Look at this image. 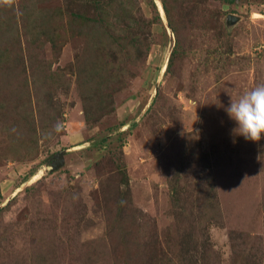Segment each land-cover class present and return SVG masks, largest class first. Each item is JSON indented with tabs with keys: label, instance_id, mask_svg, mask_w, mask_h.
Masks as SVG:
<instances>
[{
	"label": "rangeland",
	"instance_id": "obj_1",
	"mask_svg": "<svg viewBox=\"0 0 264 264\" xmlns=\"http://www.w3.org/2000/svg\"><path fill=\"white\" fill-rule=\"evenodd\" d=\"M161 2L0 0V264H264V0Z\"/></svg>",
	"mask_w": 264,
	"mask_h": 264
},
{
	"label": "clouds",
	"instance_id": "obj_2",
	"mask_svg": "<svg viewBox=\"0 0 264 264\" xmlns=\"http://www.w3.org/2000/svg\"><path fill=\"white\" fill-rule=\"evenodd\" d=\"M224 110L235 122L233 137L242 136L251 142L264 139V85L256 86L238 99L231 98Z\"/></svg>",
	"mask_w": 264,
	"mask_h": 264
},
{
	"label": "water",
	"instance_id": "obj_3",
	"mask_svg": "<svg viewBox=\"0 0 264 264\" xmlns=\"http://www.w3.org/2000/svg\"><path fill=\"white\" fill-rule=\"evenodd\" d=\"M63 164H65V158H64V152H61L56 157V161L53 164H51L52 165V171L59 169L60 167L63 166Z\"/></svg>",
	"mask_w": 264,
	"mask_h": 264
},
{
	"label": "bare ground",
	"instance_id": "obj_4",
	"mask_svg": "<svg viewBox=\"0 0 264 264\" xmlns=\"http://www.w3.org/2000/svg\"><path fill=\"white\" fill-rule=\"evenodd\" d=\"M156 3H157V6H158V10L160 11V13L163 15H165V11H164V8H163V4L161 2V0H156ZM166 67V65H164L163 69ZM162 69V71H163ZM82 147L81 146H78V147H75V150H78V149H81ZM31 182V181H30Z\"/></svg>",
	"mask_w": 264,
	"mask_h": 264
}]
</instances>
